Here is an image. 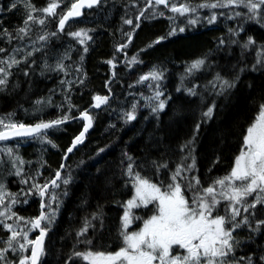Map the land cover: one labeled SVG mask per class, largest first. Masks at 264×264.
<instances>
[{
  "label": "snow or ice",
  "instance_id": "6c2138e0",
  "mask_svg": "<svg viewBox=\"0 0 264 264\" xmlns=\"http://www.w3.org/2000/svg\"><path fill=\"white\" fill-rule=\"evenodd\" d=\"M9 14H19L21 22L6 25ZM110 14L119 18L115 31L105 23ZM80 17H93L88 23L94 26L77 27ZM159 20L167 22L164 32L129 55L138 30ZM203 30L220 34L181 59L171 88L170 61L152 62L127 85L131 100H118L111 87L118 66L135 73L149 49ZM105 32L115 39L103 61L111 71L107 94L93 93L81 109L72 98L87 87L85 56ZM53 76L55 87L33 99L37 79ZM21 93L28 107L16 99ZM6 97L16 107L0 113V264H264V0H46L41 6L8 0L0 4V98ZM242 104L247 115L236 151L229 168L216 175L213 166L238 126ZM48 108L56 109L53 118H45ZM141 109H148L142 119L151 122L136 133L143 140L109 142L88 157L95 173L79 197L82 215L60 238L68 244L57 247L53 230L75 184L69 154L84 144L99 115L94 110L114 113L121 128L110 122L106 131L118 132L138 122ZM17 111L35 118L17 119ZM188 113L195 116L189 132L174 137V126ZM71 121L82 128L44 176L48 161L25 160L20 148L25 142H38L43 151L44 145L57 148L50 134ZM214 124L217 151L202 173L198 149L203 130ZM115 149L119 155L109 159ZM11 184L18 185L15 191ZM30 201L38 203L36 214H20ZM110 205L122 211L115 239L105 244V233L113 234L105 211Z\"/></svg>",
  "mask_w": 264,
  "mask_h": 264
},
{
  "label": "trees",
  "instance_id": "16d2710c",
  "mask_svg": "<svg viewBox=\"0 0 264 264\" xmlns=\"http://www.w3.org/2000/svg\"><path fill=\"white\" fill-rule=\"evenodd\" d=\"M8 0H0V4L7 3ZM37 6H41L46 3V0H34ZM115 15V16H114ZM19 17V18H18ZM93 17H85L82 20V23H78L77 27L94 26L91 23H88L89 20H92ZM5 24H19L21 22V16L19 14L9 16L5 19ZM18 22V23H17ZM85 22V23H84ZM84 23V24H83ZM106 24L111 26V30L115 31V28L119 26V18L117 14H110L109 18L105 21ZM166 21L159 20L155 21L152 24H145L142 26V30H138L137 36L134 37L133 45L130 47L129 55L132 54L137 48L143 47L145 44L153 40L157 35L162 34L166 27ZM219 32H211L207 30L201 31L193 39L190 40H179L175 43H167L163 47L156 46L155 49H149L147 54H142V58L145 61V64L136 68L135 73H130L125 71L123 66H118L116 69L118 73V82H113L111 84L113 92L118 97V100L121 102L127 103V100H131V97H127V85L136 79V74L140 71H146L147 65L152 62L159 61H170L168 67L170 70V79H169V88L172 87L173 83L176 81V73L182 70L181 59L192 56L197 53L202 48L211 46V41L214 35H219ZM115 39L113 36H110L107 32L103 35H100L97 44L94 47V50H90L89 53L85 56L84 60V69L88 74V79L86 81L87 87L83 91H77L72 98V102L78 105L81 109L87 108L91 101V95L93 93L107 94V89L104 87L105 80L111 75L109 66L106 65L103 61L110 58L111 53L113 52V46ZM122 69V70H121ZM51 82V83H50ZM56 77L53 76L51 79L38 78L33 90L32 98L34 99L36 95H46L48 89L55 87ZM58 96V98H57ZM127 97V100H126ZM20 103H23L25 107L29 106L30 101L23 97L21 93L16 97ZM55 102L60 101V96L57 94L53 97ZM116 102L113 103V107H117ZM16 107V104L13 98L6 97L0 98V113L12 110ZM99 112L93 129L89 133L86 142L78 147V150L74 151L69 157L68 164L71 165L73 175L75 176V184L72 187L70 196L65 200L64 206L61 209V214L58 217L57 226L54 228L53 232L50 235H53V241L57 247L64 243L68 244L67 240L61 241V237L64 235L65 230L69 225H78L79 218L82 215V210L78 207L79 197L81 193L86 192V185L88 184L87 177L95 173L94 167H88L91 164V161L88 160V157L92 155L97 147L103 146L106 143H113V145L120 144L122 141H127L130 137L134 138L136 142H140L144 139L143 135L137 136L136 133L141 127L147 129L151 127L150 121H144L143 116L148 114V109H141L140 117H138V122H133L122 128L121 131L107 130V125L112 122L116 123L117 128H121L122 121L116 119L115 114H110L109 111L94 110ZM75 112V110H74ZM56 115L55 108H48L45 110V118H53ZM247 115V107L241 105L239 112L235 114V117L238 118V126L233 130L232 138L230 141L223 145L220 151V162L213 166V173L216 175L223 174L228 168L232 160L233 153L236 151L238 144V135L240 132L239 125L244 123V120ZM17 119L24 120L25 122L33 120L35 117L32 115H27L23 111H17ZM195 116L192 113H188L183 117V122L175 127L174 137H183L185 136L192 125ZM163 119L167 123H171L172 120L168 116H164ZM221 122L218 123H223ZM135 125V126H133ZM218 124L209 125L206 129L203 130L204 134L201 137V148L198 149L200 156L198 158V167H200L201 172L205 171V166L210 163V157L214 151H217L215 147L216 139V127ZM82 128V123L80 121H71L69 124L61 130L52 132L50 138L57 144V148H52L49 145H44L43 147L47 149L46 151L42 150L41 145L38 142H25L20 148V152L25 158V160H31L33 162L37 161L38 158L42 157L48 161V164L51 166L44 170V176H48L52 169H55L60 163L63 150L70 144L71 138L78 133ZM9 143H12L11 141ZM133 151L135 149L133 148ZM119 155V150L115 149L112 152V155L109 159ZM85 160V165L80 168L76 167V164L79 160ZM35 166V163L33 164ZM87 168V171H85ZM18 185L11 184L10 188L16 190ZM38 210V203L35 201H30V204L24 206L20 209V214L22 215H33L36 214ZM105 211L109 215L111 221L110 227L113 229V234L109 238V234L105 233V239L103 243H111L115 239L114 229H115V219L119 209H116L115 206H108L105 208ZM72 219H70V215Z\"/></svg>",
  "mask_w": 264,
  "mask_h": 264
},
{
  "label": "water",
  "instance_id": "95a60500",
  "mask_svg": "<svg viewBox=\"0 0 264 264\" xmlns=\"http://www.w3.org/2000/svg\"><path fill=\"white\" fill-rule=\"evenodd\" d=\"M85 11H87V10H85ZM80 18H82V17H80ZM80 18H76V19H77V20H80ZM70 22H71V21H70ZM66 27H67V25H66ZM92 129H93V128H91V129L89 130V133L91 132ZM89 133L86 134L85 142H86V140H87V137H88ZM85 142H84V143H85ZM80 146H82V145H79L78 147H80ZM74 151H75V149H74ZM71 155H72V154H69V157H70Z\"/></svg>",
  "mask_w": 264,
  "mask_h": 264
},
{
  "label": "bare ground",
  "instance_id": "6f19581e",
  "mask_svg": "<svg viewBox=\"0 0 264 264\" xmlns=\"http://www.w3.org/2000/svg\"><path fill=\"white\" fill-rule=\"evenodd\" d=\"M36 4V3H35ZM86 12V11H85ZM115 16V15H114ZM19 18V17H18ZM84 17H82V18H80V20H82ZM18 23V22H17ZM82 23V21L80 22V24ZM85 23V22H84ZM83 23V24H84ZM15 24V23H14ZM78 26V25H77ZM122 70V69H121ZM44 80V79H43ZM51 83V82H50ZM11 98V97H10ZM57 98H58V96H57ZM76 151V150H75Z\"/></svg>",
  "mask_w": 264,
  "mask_h": 264
},
{
  "label": "rangeland",
  "instance_id": "374dc122",
  "mask_svg": "<svg viewBox=\"0 0 264 264\" xmlns=\"http://www.w3.org/2000/svg\"><path fill=\"white\" fill-rule=\"evenodd\" d=\"M87 11H88V10H87ZM87 11H86V12H87Z\"/></svg>",
  "mask_w": 264,
  "mask_h": 264
}]
</instances>
